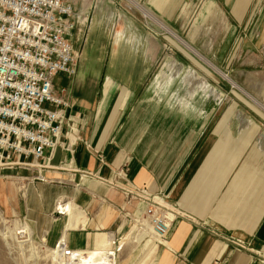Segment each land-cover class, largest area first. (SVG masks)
Segmentation results:
<instances>
[{
    "label": "crops",
    "instance_id": "obj_1",
    "mask_svg": "<svg viewBox=\"0 0 264 264\" xmlns=\"http://www.w3.org/2000/svg\"><path fill=\"white\" fill-rule=\"evenodd\" d=\"M84 1L86 5L89 0ZM223 4L235 25L246 27L250 0H223ZM215 5L211 0L205 7L202 30L225 21L224 13ZM154 7L163 11L164 0H156ZM137 8L143 14L142 8L146 9L165 24L163 18L142 3ZM104 10L93 12L89 40L78 56L75 75L60 73L54 79L57 86L70 89L73 105L69 112L74 118V133L63 138L65 146L56 149L51 164L58 170L70 165L73 171L85 170L94 179L106 180L112 178L117 168L125 167L135 184L152 191H169L171 201L183 215L176 216L164 244L159 243L153 264H254L252 253L238 249L231 239L239 238L244 245L264 254V133L246 132L250 122L242 118L232 123L224 114L214 121L209 102L204 100L201 107H195L193 85H179L174 93L172 79L165 83L160 80L162 72L154 74L150 84L159 52L157 42L129 16L112 21L113 13L109 11L104 16ZM81 32L82 26L78 24L73 34ZM253 33L252 44L264 47V15ZM73 34L71 44L77 53ZM183 40L193 46L191 40ZM197 52L202 56L199 59L223 76L220 68ZM191 79L194 81V73ZM233 81L230 78L235 87L246 92ZM201 88L208 91L209 85ZM167 92L174 95L165 96ZM227 124L233 125V131L226 133ZM16 185L17 181L0 177V208L6 209L2 193L5 189L9 191L10 210H21L16 201ZM91 185L109 204H122L120 193L97 186V181ZM61 197L64 198L61 195L56 205ZM83 212L85 226L87 216ZM90 221L94 222V217ZM104 222L101 216L96 218V223H102L100 228L95 227L97 232H86L84 227L77 232L70 230L68 246L89 250L91 254L104 253L129 226L120 218ZM131 238L133 227L120 241L121 255Z\"/></svg>",
    "mask_w": 264,
    "mask_h": 264
},
{
    "label": "rangeland",
    "instance_id": "obj_2",
    "mask_svg": "<svg viewBox=\"0 0 264 264\" xmlns=\"http://www.w3.org/2000/svg\"><path fill=\"white\" fill-rule=\"evenodd\" d=\"M77 1V10L83 12L78 23L82 26V32L79 35L73 34L79 55L89 40L95 10L99 12L105 9L104 16L111 11L112 21L119 16H129L138 24V28L153 38L159 46L152 67L153 73L149 79L150 84L155 75L162 72L160 80L165 83L172 79L170 83L173 85L174 93L179 85H193L196 90L195 107H201L204 100L209 102L214 121L219 120L224 114L226 119H232V123L242 118L250 122V125L247 124L249 128L245 127L246 132L264 133V47L252 44L253 31L264 15V0H250L247 25L241 28L230 19L224 9L223 0H212L224 13L225 21L215 22L210 30H202L201 27L204 26V18L207 15L205 7L211 0H164L161 12L154 7L156 0H89L86 5L84 0ZM138 3H142L163 18L165 24L174 29L181 38L191 40L193 46L220 68L224 75L220 76L206 62L194 56L160 28L154 19L143 14L137 8ZM177 70L179 72L176 74ZM192 73L194 81L191 79ZM170 74L175 76L167 77ZM227 76L247 93L235 87ZM204 85H209L208 91L201 88ZM179 94L177 92L175 95ZM171 95L174 94L171 92L165 94L169 97ZM230 131H233V125L227 124L226 133ZM64 168L50 169L59 171L51 174L47 171L39 173L35 168H18L2 172L12 175L3 178L17 181L16 201L21 210H10L7 198L9 191L3 189L6 209L0 208V264H56L57 245L65 239L70 230L75 229L74 232H77L79 228L84 227L86 232H97L95 227L100 228L102 223L106 224L105 220L109 222L111 218L118 220L120 218L121 222L124 220L128 222L123 213H118L115 206L109 204L106 198L99 194L98 188L91 185L93 181H97V186H104L121 194L118 189L110 187L108 179L95 180L90 175L84 176V173L73 171L70 165ZM41 174L46 177L42 178ZM61 195L64 198L61 197L56 205ZM60 202L68 206L63 208L62 213L57 214ZM83 211L87 216L85 226L82 225L86 222ZM100 216L102 223L98 224L96 218ZM91 217H94V222L90 221ZM130 225L129 222L128 228L116 239V246L125 240V233L132 228ZM135 229L133 227V238L125 246L122 255L118 253V264H148L152 257L150 264H153L160 246L159 238L152 234H142ZM58 231H61L59 236ZM155 246L157 248L153 250Z\"/></svg>",
    "mask_w": 264,
    "mask_h": 264
},
{
    "label": "built area",
    "instance_id": "obj_3",
    "mask_svg": "<svg viewBox=\"0 0 264 264\" xmlns=\"http://www.w3.org/2000/svg\"><path fill=\"white\" fill-rule=\"evenodd\" d=\"M77 3L0 0V177H12L2 173L5 170L35 168L42 173L58 168L51 160L56 149L65 146L63 138L74 128V118L69 112L70 89L57 86L54 79L60 73L69 77L76 73L79 53L73 50L71 36L83 16ZM108 181L123 196L122 204H112L115 210L142 234L166 239L176 216L183 215L169 191L135 184L125 167L117 168ZM231 241L250 251L254 264H264L262 252L239 238ZM118 247L114 239L106 256L87 260L86 253L62 241L56 264H118Z\"/></svg>",
    "mask_w": 264,
    "mask_h": 264
},
{
    "label": "bare ground",
    "instance_id": "obj_4",
    "mask_svg": "<svg viewBox=\"0 0 264 264\" xmlns=\"http://www.w3.org/2000/svg\"><path fill=\"white\" fill-rule=\"evenodd\" d=\"M142 10L145 12L146 15H148V17H150V18H152V19H155V20L159 23V25H160L161 27L164 28L165 31H167V32L171 33L172 35H174V36L180 41V43H182V44H183L184 46H186L190 51H192L193 53L197 54L199 57L202 58L201 54L199 55L198 52H197V50H196L192 45H190L188 42H186L185 40H183L178 34L174 33L169 27H167V26H166L164 23H162L160 20L156 19L155 16L152 15L149 11H147L146 9H143V8H142ZM213 67H214V66H213ZM223 75H224V74H223ZM227 77H228V76H227ZM233 82H234V81H233ZM237 85H238V84H237ZM239 87H240V86H239ZM71 133H74V128H72V129L69 131L68 136H69ZM63 203H64V202H60V203H59V207H58V209H57V214L62 213L63 208H65L66 206H68V205L63 204ZM67 219H68V218H67ZM67 232H68V230H67ZM66 239H67V236L65 237L64 240H61V241L59 242L58 245L61 246L62 241L64 242ZM159 240H160L159 242H160L161 244H164L165 239H163V238H159ZM111 248H112V247H111ZM111 248L106 249V250L104 251V253H92V254H91V253H88L87 251H83V250H78V251H81V252H83V253H86V255H87L86 259H87V260H90L92 257H95V256H98V257H100V258H103V256H106L107 251H108V250H111ZM119 250H120V248L118 247V251H119ZM57 251H58V248L56 249V253H57ZM56 253H55V254H56ZM58 256H59V254L57 253L56 262H57Z\"/></svg>",
    "mask_w": 264,
    "mask_h": 264
}]
</instances>
